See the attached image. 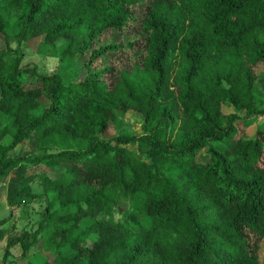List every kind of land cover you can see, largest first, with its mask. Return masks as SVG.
Wrapping results in <instances>:
<instances>
[{"label":"trees","instance_id":"16d2710c","mask_svg":"<svg viewBox=\"0 0 264 264\" xmlns=\"http://www.w3.org/2000/svg\"><path fill=\"white\" fill-rule=\"evenodd\" d=\"M0 36V177L44 165L8 197L43 206L32 231L0 218L1 264H264V121L239 133L264 115V0H0ZM37 36L56 71L20 66ZM38 241L51 259L6 260Z\"/></svg>","mask_w":264,"mask_h":264},{"label":"rangeland","instance_id":"374dc122","mask_svg":"<svg viewBox=\"0 0 264 264\" xmlns=\"http://www.w3.org/2000/svg\"><path fill=\"white\" fill-rule=\"evenodd\" d=\"M40 36L30 38L29 40L22 42L20 45L21 50V60L20 66L33 67L37 72L49 73L54 72L58 68V59L55 56H44L36 53L35 46L36 43L40 40ZM3 38L0 36V47L3 45ZM65 43V39L63 37H59L55 40V45L57 47H62ZM15 43L12 42L11 46H14ZM79 64L82 63L81 60L78 61ZM254 72L258 75L264 72L263 64H258L254 67ZM253 84V90L259 91L258 83L255 80ZM223 112L230 111L229 108L222 106ZM121 119V128H125L128 132H132L134 134H139L142 131L140 126L141 116L138 112L134 110H127L120 114ZM264 121V115H259L256 117L255 121L249 126L243 127L239 126V133H243V135H252L255 130L256 124ZM115 133V130L112 127H109L104 133L103 137H111ZM238 134V133H237ZM31 136H27L16 145L12 150H10V154L19 157H25L27 155H32L34 152V146L31 143ZM115 143H112V146ZM198 159L203 158V153L200 151L197 154ZM26 163V169L29 172L30 178L25 181H18L17 173L11 174L8 173L0 177V218H6L5 223L2 226L10 233L17 234L21 230L25 229L28 231L34 230L37 225V221L39 219V213L43 206V200L38 197H29L28 195H22V200L18 203H10L8 197L13 194L15 190L21 185V183L27 184L29 190L31 192H40L41 182L39 178V174L44 172V165L42 163ZM25 169V171H26ZM11 174V175H9ZM25 175L28 176V173ZM28 182V183H27ZM113 218L115 220H122L123 214L114 211ZM86 219L83 221L85 222ZM91 240V239H90ZM89 240V241H90ZM5 245V237L0 240V264H1V256L4 252ZM21 248L19 244H15L9 247L6 260H14L16 262H24L27 258L33 257L36 255V251H40L43 255H45L48 259L52 258V254L48 252H44L41 250L39 246V241L33 244V247L30 248L26 254H22ZM259 258L264 260V239L260 241V249H259Z\"/></svg>","mask_w":264,"mask_h":264},{"label":"crops","instance_id":"0c3cea01","mask_svg":"<svg viewBox=\"0 0 264 264\" xmlns=\"http://www.w3.org/2000/svg\"><path fill=\"white\" fill-rule=\"evenodd\" d=\"M9 173H11V174H16L17 173V170H12V171H10ZM28 173V176L27 175H24V177H25V179H27L28 177H30L29 176V172H27ZM11 174H9V175H11ZM28 183V182H27ZM1 240V239H0Z\"/></svg>","mask_w":264,"mask_h":264}]
</instances>
